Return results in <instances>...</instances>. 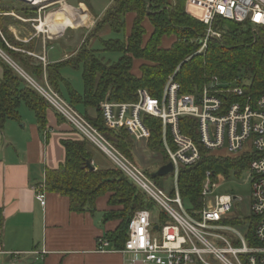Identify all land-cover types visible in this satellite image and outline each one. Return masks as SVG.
<instances>
[{
    "label": "trees",
    "instance_id": "16d2710c",
    "mask_svg": "<svg viewBox=\"0 0 264 264\" xmlns=\"http://www.w3.org/2000/svg\"><path fill=\"white\" fill-rule=\"evenodd\" d=\"M10 12L21 13L31 19L37 15L38 9L21 0H0V14ZM128 14H134L135 19L127 36ZM82 17L86 15L79 16L77 23H85ZM4 20L10 19L0 16V50L30 78L43 83L46 77L52 89L74 108H83V116L87 121L132 162L134 142L127 131H114L105 126L100 108L104 101L134 103L140 89H147L153 98H161L169 77L173 75L183 95L202 92L216 77L221 82L238 80L248 96H264V29L253 32L248 23L217 19L214 29L221 33V38L210 39L207 49L198 53L199 41L206 27L187 13L186 0H176L174 4L168 0H114L90 38L106 28L113 34H123V38L107 41L99 39L100 50L84 44L73 58L46 67L42 61L7 47L1 37L2 33L6 39L9 38ZM146 21L152 27L147 41ZM165 37L175 38L167 49L163 46ZM19 46L28 51L33 50V44ZM104 52L119 54L120 58L112 65L107 64L99 57ZM135 61H142L139 76L133 72ZM2 63L5 71L0 82V131L9 121L21 122L19 109L22 105L35 114L39 129L46 130L47 111L52 109L50 104L11 65L3 59ZM67 67L82 70V95L63 78L61 72ZM62 87H65L66 96L62 93ZM90 110L95 112L94 116L89 114ZM145 124L151 133L146 142L148 149L163 156V166L168 164L162 142L161 120L145 117ZM180 128L185 135L194 139L201 152V161L193 167L181 168L178 178L181 198L190 204L192 210L198 211L203 207L201 193L206 173L211 172L215 180L219 175L228 178L230 173L240 177L249 167L251 157L243 155L234 158L205 150L198 142L197 121L193 118H181ZM63 145L66 150L65 162L57 170L47 172L46 191L67 197L70 210L74 213L95 211L97 200L109 195L108 205L117 210L108 212L105 222L119 220L121 223L116 231L107 233L100 243L108 241L114 250H123L133 215L141 210L154 212L158 209L156 204L113 163L110 169L90 170L88 163L93 162V149L96 146L86 138L81 141H63ZM147 174L152 178V174ZM158 179H154L156 183ZM170 195H175L173 189ZM158 219L164 224L170 222L163 212H160ZM225 223L235 227L243 224L237 218ZM250 234L251 230L247 236Z\"/></svg>",
    "mask_w": 264,
    "mask_h": 264
},
{
    "label": "built area",
    "instance_id": "2783aa9c",
    "mask_svg": "<svg viewBox=\"0 0 264 264\" xmlns=\"http://www.w3.org/2000/svg\"><path fill=\"white\" fill-rule=\"evenodd\" d=\"M186 10L206 27L198 53L207 49L210 39L221 38V33L214 29L217 19L248 23L253 32L264 29V0H187ZM41 60L45 63L44 57ZM23 78L169 217L170 222L164 224L159 219L156 221L149 210L136 212L130 220L125 247L120 252L139 264H264V96H248L238 80L221 82L216 77L202 92L183 95L173 75L161 98H153L147 89H140L134 103L106 100L100 105L105 126L114 131H127L136 144L146 143L150 138L145 117L161 120L163 146L174 168L171 175L175 195L172 197L147 172L112 146L76 108L52 89L46 78L43 84L26 74ZM181 118L197 121L198 142L205 150L224 151V155L234 158L251 157L245 170L251 187L248 217L234 213L235 204L244 201L241 197L215 196L227 178L219 175L215 180L211 172L206 173L202 187V209L190 213L185 208L178 188L179 173L183 167L197 165L201 152L194 139L181 131ZM37 198L44 206L43 191H38ZM231 218L242 220V231L240 227L225 223ZM216 231H232L237 242L233 245ZM154 232H159L160 236H155ZM110 247L108 241H103L98 250L106 252Z\"/></svg>",
    "mask_w": 264,
    "mask_h": 264
},
{
    "label": "crops",
    "instance_id": "0c3cea01",
    "mask_svg": "<svg viewBox=\"0 0 264 264\" xmlns=\"http://www.w3.org/2000/svg\"><path fill=\"white\" fill-rule=\"evenodd\" d=\"M113 2L111 0L108 8L101 13V19ZM87 6L81 2L82 10ZM65 10L73 14L67 8ZM76 10V14L80 13ZM83 15L86 17L81 20L86 22L87 12L84 11ZM0 16L10 19L4 20V26H7L11 43L2 33L1 37L12 51L39 61L44 55V67L66 61L72 56V53L67 52V46L63 45L65 42L55 45L45 39L41 40L40 34L16 31L23 22L34 19L23 20L14 12L2 13ZM74 17L77 23L79 16ZM134 19V14L126 16L127 36ZM144 27L147 30V41L152 27L148 21ZM19 44H33V50H25ZM168 44L163 45L164 48L171 47ZM1 53L0 50V82L5 71L2 59L7 62ZM141 64L142 61H135L133 72L136 76L140 75ZM67 69L72 68L63 69L62 76L73 86L70 74L64 75ZM76 92L82 95L84 85L82 91ZM19 113L21 122L9 121L4 130L0 131V264H139L121 250L112 247L106 252L98 250L104 236L116 231L121 223L119 220L105 222V215L117 210L108 205L109 195L97 200L95 211L74 213L70 210L67 197L46 191L47 172L57 170L65 162L63 141H81L82 135L53 109L47 111V127L44 131L39 129L35 114L25 105L20 107ZM94 149L106 157L98 148ZM92 165L96 170L101 169V165L96 164L95 156ZM38 191H43L45 195L44 206L37 198Z\"/></svg>",
    "mask_w": 264,
    "mask_h": 264
},
{
    "label": "rangeland",
    "instance_id": "374dc122",
    "mask_svg": "<svg viewBox=\"0 0 264 264\" xmlns=\"http://www.w3.org/2000/svg\"><path fill=\"white\" fill-rule=\"evenodd\" d=\"M110 1L111 0H53V1L46 0L37 5H32L38 9L37 15L32 16V19L34 20L31 22H26V23L23 22L19 27L16 28V31L21 30V32H25V33L33 32L36 34H40L41 40L45 39L47 40V42H53L55 45L61 42H65L63 45L67 46V49H66L67 52L72 53V56L70 57V59L76 56L77 52L84 46V44H86L89 48H96L97 50H100L101 45L99 43V39L107 41L110 39H116L120 37L123 38L124 36L123 34L120 36L113 34L109 31V29L106 28L104 31L90 38V36H93V33L96 30V27L102 20L101 13H103L104 10L108 8V4H110ZM168 1L173 4L176 2V0H168ZM29 2H31V0H29ZM81 2H85L88 5L87 7H84V10H82L83 8L81 7ZM66 8L70 11V13H73L74 15H78V16H83L84 12L76 14L74 12L76 9L85 11L87 12L88 19L86 20L84 24L75 23L76 21H75V17L73 14H72L73 16L69 14L70 17H67L65 15ZM14 13L23 20L27 19L21 13L20 14L16 12ZM47 20L50 23L68 22L70 24L65 28V30L62 32L60 36H51L49 34L50 32L49 29H51V26L45 25L43 29H41L42 22L45 23L47 22ZM4 27L5 29H7L6 25ZM7 40L10 42L11 38H7ZM171 40H173L174 42L175 38L173 37L163 38V45L168 44ZM173 42L168 44V46H171ZM1 54H2V57L8 62V64L11 65L20 75L24 76L26 74L18 65L15 64V62L12 61V59L5 52ZM99 55H100L99 57L105 63L111 64V65L116 63L120 58L119 54H112V53L104 52V53H100ZM43 57L45 58L44 55L42 56V58ZM65 74L67 75L70 74V77H71L70 79H72L73 87L76 91L80 92L83 90L81 69L78 71L67 69V70H64V75ZM43 83H38V84H43ZM62 93L66 96L65 87H62ZM77 110L79 113L83 115L84 113L83 108H78ZM89 113L91 114V116L95 115V112L93 110H90ZM215 153L223 154V155L226 154L224 151H217ZM94 156L96 159V164L101 165L100 166L101 169H110L112 167V161L110 160L108 156L105 155L108 158L107 159L99 151L97 152L96 149H94ZM133 158H134L135 164H137L143 171L148 172L149 174L155 173L163 166V156L161 154L150 151L147 147V143H141V144L134 143ZM157 182L158 183L156 182L155 183L158 186L161 185L159 187H161L163 190H165L169 194L171 193L172 189L174 190L175 188L172 175L160 177L157 180ZM250 188L251 187H250V183L248 180L247 172H243V174L240 177H237L234 173H230L227 180L215 192V196L229 194V195H232L233 197H236V196L241 197L244 201L241 203L235 204L234 213H239L242 217H248L250 215V197H251ZM184 206L188 211H190V213H192V207L187 201H184ZM173 207L177 208L175 204L173 205ZM153 214L155 218H159L160 211L157 209L153 212ZM238 229L242 231L241 227ZM215 233L225 236L233 245H235V242H237L236 236L232 231H216ZM154 235L159 237L160 233L154 232ZM195 264H198V263H195Z\"/></svg>",
    "mask_w": 264,
    "mask_h": 264
},
{
    "label": "bare ground",
    "instance_id": "6f19581e",
    "mask_svg": "<svg viewBox=\"0 0 264 264\" xmlns=\"http://www.w3.org/2000/svg\"><path fill=\"white\" fill-rule=\"evenodd\" d=\"M29 1V0H28ZM43 1H46V0H31L32 3L34 4H39V3H42ZM53 1V0H52ZM65 15L67 17H70V15L66 12ZM51 21V20H49ZM61 22V21H60ZM47 25V26H51V29L49 34L51 36H60L62 34V32L65 30V28L69 25L68 22H61V23H50L48 22H42V26H41V29H43V27Z\"/></svg>",
    "mask_w": 264,
    "mask_h": 264
},
{
    "label": "water",
    "instance_id": "95a60500",
    "mask_svg": "<svg viewBox=\"0 0 264 264\" xmlns=\"http://www.w3.org/2000/svg\"><path fill=\"white\" fill-rule=\"evenodd\" d=\"M88 167L90 170H96L95 167L92 165V163H88ZM174 172L173 165L171 163H168L164 166H162L158 171L152 174V178H160V177H165L168 175H171ZM157 229V228H156Z\"/></svg>",
    "mask_w": 264,
    "mask_h": 264
}]
</instances>
